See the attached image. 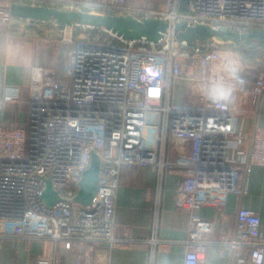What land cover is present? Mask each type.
I'll list each match as a JSON object with an SVG mask.
<instances>
[{"label":"built area","instance_id":"1","mask_svg":"<svg viewBox=\"0 0 264 264\" xmlns=\"http://www.w3.org/2000/svg\"><path fill=\"white\" fill-rule=\"evenodd\" d=\"M47 1L64 8L86 4L99 13L162 18L172 27L158 44L127 40L105 28L93 34L87 25L62 29L71 30L69 40L77 38L75 29L88 37L77 38L63 70L32 68L30 127L0 126V238L89 244L77 258L80 264H93L96 245L122 243L116 212L123 167L152 166L160 178L166 172L181 177L178 205L190 210L184 264H201L205 237L214 232L215 223L195 210L223 209L230 194L244 196L253 167L264 166V126L259 121L264 71L250 85V66L233 48L215 39L179 41L174 25L187 20L248 33L264 28V0H190L187 12L180 11L181 0H163L159 10L126 5V0H0V16L10 23L15 2ZM179 82H185L193 101L174 102ZM215 83L232 90L227 101L209 97ZM235 95L252 99L257 119L250 134L238 128ZM20 98L21 88L9 86L0 110L3 102ZM173 141L178 157L170 160ZM93 152L102 160L99 190L84 205L74 197ZM47 179L62 196L53 207L43 201ZM221 238L237 264H264V231L257 211L240 207L236 232L222 231Z\"/></svg>","mask_w":264,"mask_h":264},{"label":"crops","instance_id":"2","mask_svg":"<svg viewBox=\"0 0 264 264\" xmlns=\"http://www.w3.org/2000/svg\"><path fill=\"white\" fill-rule=\"evenodd\" d=\"M87 1L97 3L102 0ZM45 3L60 7L51 1ZM125 3L136 8L159 10L163 0H126ZM79 7L100 12L86 4ZM62 29L53 20L37 22L14 17L6 23L0 16V100L9 86L21 88L20 100L3 102L0 126L30 127L32 68L46 66L63 70L79 38L76 33L77 38L69 40L71 30L64 33ZM247 77L251 85L257 76L249 70ZM186 93L189 91L185 82L177 83L174 102L186 103ZM189 100L193 101L190 94ZM232 104L240 110L239 130L250 134L257 119L253 115L251 97L235 95ZM259 121L264 126V106ZM177 149L174 141L171 142L168 148L170 160L178 157ZM180 182L181 177L176 172H166L160 178L152 166H124L116 212L117 235L122 243L113 248L107 243L96 245L93 264H184L190 210L178 205ZM246 185L245 195L230 194L223 209L202 206L195 210L199 216L215 223L214 232L205 237L207 252L201 264H237L236 255L230 246L223 243L221 234L222 231L236 232L240 207L257 211L264 231V166L253 167ZM89 246L67 240L55 243L42 238L4 237L0 238V264H80L77 254L85 252ZM242 252L249 255L248 249Z\"/></svg>","mask_w":264,"mask_h":264},{"label":"water","instance_id":"3","mask_svg":"<svg viewBox=\"0 0 264 264\" xmlns=\"http://www.w3.org/2000/svg\"><path fill=\"white\" fill-rule=\"evenodd\" d=\"M190 0H181L180 11H189ZM14 17L31 19L37 22L54 21L62 28L76 24L92 27L94 32L105 28L127 40L160 43L172 25L165 19L151 16L137 17L132 14L99 13L83 9H71L53 5L24 4L15 2L11 7ZM179 41H207L221 39L222 44L238 45L243 40H255L254 46L264 47V28H255L248 33L234 32L227 27H215L209 24H190L181 20L174 25ZM102 160L97 152L92 153L91 164L83 173L79 182V191L74 201L84 205L91 204L99 190ZM62 199L60 192L47 179L43 192V201L49 206Z\"/></svg>","mask_w":264,"mask_h":264},{"label":"trees","instance_id":"4","mask_svg":"<svg viewBox=\"0 0 264 264\" xmlns=\"http://www.w3.org/2000/svg\"><path fill=\"white\" fill-rule=\"evenodd\" d=\"M57 6V5H54ZM111 14H114L113 12H108ZM93 34V30H91ZM92 37V36H90ZM255 40H243L238 45L234 44H224L226 46H229L233 48L236 52H238L244 62L250 66L251 73L255 76L261 72L262 69H264V63H262V59L264 57V47L260 46H254Z\"/></svg>","mask_w":264,"mask_h":264},{"label":"clouds","instance_id":"5","mask_svg":"<svg viewBox=\"0 0 264 264\" xmlns=\"http://www.w3.org/2000/svg\"><path fill=\"white\" fill-rule=\"evenodd\" d=\"M231 91L230 88H225L222 84L215 83L209 87L208 94L213 100L227 101L231 96Z\"/></svg>","mask_w":264,"mask_h":264},{"label":"rangeland","instance_id":"6","mask_svg":"<svg viewBox=\"0 0 264 264\" xmlns=\"http://www.w3.org/2000/svg\"><path fill=\"white\" fill-rule=\"evenodd\" d=\"M69 32H70V31H69ZM74 32H75V33H78V32H79V35H78L79 38H82V37H83V38H84V37H88V34H87L86 32H83L82 30H77V29H75ZM70 33H71V32H70ZM225 46H226V45H225ZM226 47H227V46H226ZM228 47H229V46H228ZM262 61H263L262 63H264V57H263ZM262 71H264V69H262L261 72H262ZM259 73H260V72H259ZM185 96H186V98H185L186 103H189V102H190V100H189V94L186 93ZM238 111L240 112V110H238Z\"/></svg>","mask_w":264,"mask_h":264},{"label":"bare ground","instance_id":"7","mask_svg":"<svg viewBox=\"0 0 264 264\" xmlns=\"http://www.w3.org/2000/svg\"><path fill=\"white\" fill-rule=\"evenodd\" d=\"M217 42H221V39H215ZM151 131V129H149V132Z\"/></svg>","mask_w":264,"mask_h":264}]
</instances>
